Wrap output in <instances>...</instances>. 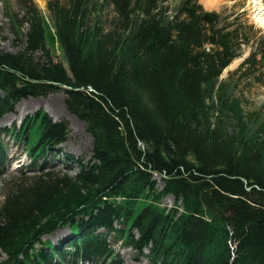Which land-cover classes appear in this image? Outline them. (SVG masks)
<instances>
[{"label":"trees","instance_id":"trees-1","mask_svg":"<svg viewBox=\"0 0 264 264\" xmlns=\"http://www.w3.org/2000/svg\"><path fill=\"white\" fill-rule=\"evenodd\" d=\"M4 4L20 49L0 50V119L63 89L93 147L67 154L74 174L44 170L66 123L39 111L5 130L42 168L5 183L0 264H123L111 235L153 264H264V107L235 96L264 84V34L199 0H49L53 29L34 0ZM63 227L65 243L44 240Z\"/></svg>","mask_w":264,"mask_h":264},{"label":"rangeland","instance_id":"rangeland-1","mask_svg":"<svg viewBox=\"0 0 264 264\" xmlns=\"http://www.w3.org/2000/svg\"><path fill=\"white\" fill-rule=\"evenodd\" d=\"M8 1L15 12H21L18 0ZM48 1L49 0H34L36 6L40 9L42 16L47 22H49L52 28L50 12L48 10ZM179 1L180 0H171V9L175 8ZM216 1L215 5L214 3L212 5H207V0H199V3H201L207 11H218L222 12L224 15L241 14L243 15L242 19L247 20V24L253 25L255 34H264V9L259 11L257 6H255L260 0ZM4 2L5 0H0V50L15 53L20 49V46L16 44L17 41H14L13 32L5 18ZM261 3L262 7H264V0H261ZM109 16H112L111 12H109ZM51 48L53 52L56 53L55 60H60L61 51L58 48V45H53ZM252 49L253 47H242L241 56L235 59L233 63L224 70L221 79H227L231 72L238 69L244 59L251 54ZM236 79L237 77H235V81ZM235 96L244 100L243 106L247 112L252 110H263L264 84L254 80H250V82L243 80L236 89ZM65 99L66 94L63 89L47 96H31L24 98L15 104L13 111L8 112L0 119V139L4 143L7 156V160L0 167V205L4 199V186L8 180L21 175H35L41 172L42 166L40 165V162L34 167L31 166V159L29 155H27L25 141L22 139H16L13 135H10L9 132L5 131L6 129L10 130L20 127L27 117L32 116L39 111L45 112L53 121L65 122L67 125L65 141L59 145L60 150H56L54 159L49 161L51 163L48 162V164L43 166L44 170H63L71 174L78 172L79 167L75 162L69 163L68 165L63 162L67 154H72L76 158H83L86 163L90 161L93 147L92 137L86 131L85 123L69 112L65 104ZM49 156L50 158L52 157V155ZM65 165H67L68 168H66ZM165 203L172 206L174 204V199L168 197L166 198ZM70 235L71 229L69 227H63L54 233L47 235L45 239L51 240L54 245L57 246L63 242L65 243ZM109 242L113 245V249L118 254L116 257L117 261L120 260L123 264H153L145 256V254L149 253L148 248L147 250H144L145 254L142 255L134 248L127 246L125 243L119 240H114L112 235L109 237ZM84 264L91 263L85 262Z\"/></svg>","mask_w":264,"mask_h":264},{"label":"bare ground","instance_id":"bare-ground-1","mask_svg":"<svg viewBox=\"0 0 264 264\" xmlns=\"http://www.w3.org/2000/svg\"><path fill=\"white\" fill-rule=\"evenodd\" d=\"M255 1V0H254ZM253 1V2H254ZM216 0H207V5H212L213 3H214V5L216 4ZM255 6H257V9L260 11V10H263L264 9V7H262V3H261V0L259 1V2H257L256 3V5Z\"/></svg>","mask_w":264,"mask_h":264}]
</instances>
